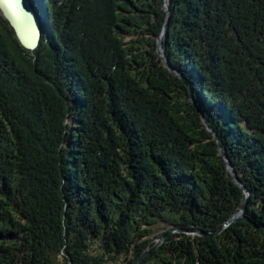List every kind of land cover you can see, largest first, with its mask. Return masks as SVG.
<instances>
[{
    "label": "trees",
    "instance_id": "16d2710c",
    "mask_svg": "<svg viewBox=\"0 0 264 264\" xmlns=\"http://www.w3.org/2000/svg\"><path fill=\"white\" fill-rule=\"evenodd\" d=\"M169 2L0 14V264H264V0Z\"/></svg>",
    "mask_w": 264,
    "mask_h": 264
},
{
    "label": "water",
    "instance_id": "95a60500",
    "mask_svg": "<svg viewBox=\"0 0 264 264\" xmlns=\"http://www.w3.org/2000/svg\"><path fill=\"white\" fill-rule=\"evenodd\" d=\"M170 0H165V9L168 11L169 15L171 13L170 10ZM35 0H0V14L11 24L12 28L14 29L16 36L20 42V44L27 50L35 52L41 44L42 38H43V29H44V22L43 18L44 15L42 11H40L38 8L34 6ZM168 25L166 26L164 30V34L166 30L168 29ZM163 34V35H164ZM163 37L159 38V54L166 60L168 64V68L171 72L175 73L179 76V73H177L172 66L169 64V59L166 56V53L163 49ZM204 123L209 130V132L215 136V138L218 140L217 135L209 128L207 121L204 118ZM222 157L224 161L226 162L228 169L230 170V173L232 175L233 180L242 188H244L247 198L250 197V192L248 189L242 184V182L238 179L236 171L231 164L226 152L220 148ZM247 208V202L244 204L242 211L234 216L231 220L227 222V224L216 233L212 232H206L203 230H175L172 231L165 236H163L161 239L158 240L154 248L149 250L147 253H145L138 261L137 264H142L144 260L149 257L155 250L160 248L165 241L173 234L184 232L200 237H214L216 235L221 234L226 228L231 226L234 223L240 222V221H247L249 223H252L250 220H248L245 217V211Z\"/></svg>",
    "mask_w": 264,
    "mask_h": 264
}]
</instances>
